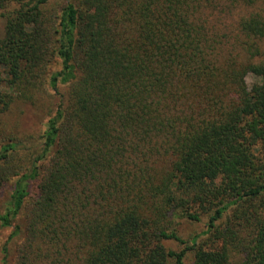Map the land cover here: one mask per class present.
I'll return each mask as SVG.
<instances>
[{
    "label": "trees",
    "instance_id": "16d2710c",
    "mask_svg": "<svg viewBox=\"0 0 264 264\" xmlns=\"http://www.w3.org/2000/svg\"><path fill=\"white\" fill-rule=\"evenodd\" d=\"M0 17L1 264H264V0H0ZM15 103L49 110L36 152Z\"/></svg>",
    "mask_w": 264,
    "mask_h": 264
},
{
    "label": "rangeland",
    "instance_id": "374dc122",
    "mask_svg": "<svg viewBox=\"0 0 264 264\" xmlns=\"http://www.w3.org/2000/svg\"><path fill=\"white\" fill-rule=\"evenodd\" d=\"M5 25L6 18L0 17V39L3 38L5 34ZM247 81L248 83L253 84L256 80L254 76L250 75L248 76ZM51 100H49L48 108H52L53 111L56 108L58 101L57 98L53 97ZM48 108L45 107V110L42 111L41 108H33L31 105H22L20 103H15L13 105V113L5 117L6 121H9L10 124L16 127V133L23 139L24 146L26 147V149L30 150L31 153L36 152L41 143V136L43 135L46 129V124L48 122ZM35 187L36 185H34V189ZM12 190L13 181L5 185L2 189V192L0 193V214H3L5 211ZM205 222V219L200 223H189L185 221L180 222V225L178 226L179 234L184 239H190L193 236L200 235L206 230ZM10 234L11 229H2L0 227V252L3 244L7 241ZM19 242L20 240L17 241V243ZM172 248L179 249V246L177 244H172ZM190 257L191 256H189V258L187 259L186 264L191 263ZM1 258L2 256L0 254V264ZM238 262L239 257L232 256V263L237 264Z\"/></svg>",
    "mask_w": 264,
    "mask_h": 264
}]
</instances>
